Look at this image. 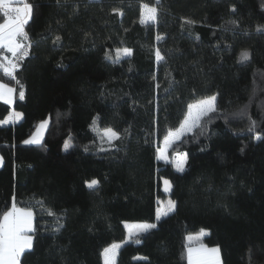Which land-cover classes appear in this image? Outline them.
I'll return each instance as SVG.
<instances>
[{"label": "trees", "instance_id": "trees-1", "mask_svg": "<svg viewBox=\"0 0 264 264\" xmlns=\"http://www.w3.org/2000/svg\"><path fill=\"white\" fill-rule=\"evenodd\" d=\"M29 2L25 31L33 47L16 73L20 85L0 72L17 89L13 106L0 100V120L12 108L23 113L0 126V154L14 162V176L3 182L7 170L0 168V214L15 195L35 215L34 248L22 264H104L103 250L124 240L127 221L157 227L122 244L116 264H188L186 237L201 229L208 233L202 243L220 246L223 264H264V139H254L264 137V32L256 31L264 25V0H161L158 21L148 24L140 23V5L154 0ZM181 18L196 23L182 28ZM57 35L62 40L53 44ZM117 47L132 55L105 60V50L114 56ZM156 48L164 62L157 63ZM242 50L251 59L240 63ZM210 95L219 113L202 134L172 148L189 154L186 170L157 160V147L187 105ZM245 106V115H231ZM46 119L41 143L24 144ZM108 126L122 138L100 154L98 129ZM66 141L74 145L68 151ZM163 178L173 185L168 195ZM92 179L96 190L85 185ZM165 196L177 209L157 221ZM48 209L60 216L59 232L51 230L56 221Z\"/></svg>", "mask_w": 264, "mask_h": 264}, {"label": "snow or ice", "instance_id": "snow-or-ice-1", "mask_svg": "<svg viewBox=\"0 0 264 264\" xmlns=\"http://www.w3.org/2000/svg\"><path fill=\"white\" fill-rule=\"evenodd\" d=\"M61 0H57V4L60 5ZM161 0H154L153 4L142 3L140 5V23L148 24L149 22H157L160 12ZM33 4L29 0H0V16H2V22H0V72L4 76L10 77L15 81L17 85H20L19 79H17L16 73L21 67V62L30 55V49L33 44L29 38L28 32L25 31V26L29 23L33 16ZM78 11V6H74V13ZM114 13L123 15L120 9L114 8ZM233 13L236 12V7L233 5L230 9ZM182 28L183 25H194L196 21L190 18H181ZM229 23L237 25V21L233 20ZM256 31L264 32V25H257ZM90 33L84 34V39L87 40ZM157 40L163 39L161 36L156 37ZM197 39L199 37L197 36ZM62 40L61 36H55L53 44H58ZM115 55L112 52L105 50L104 58L107 61L113 63H119L123 58L130 57L132 55V49L127 47H117L114 49ZM8 53L11 56L7 55ZM155 58L157 63L164 62L165 57L161 54L159 48L155 49ZM251 59V53L248 50H242L239 55L238 62L243 63ZM156 77L153 76V80ZM159 88V84H156ZM255 91V90H254ZM17 89L9 86L7 83L0 82V100L5 104L11 105L15 102V94ZM19 99H24V91L21 86L19 91ZM217 96L210 95L203 98L196 99L193 103L187 105V111L184 115V119L179 123V126L174 129H169L163 139V147H157L156 159L163 160L166 164H174L176 171L184 172L185 166L188 163L187 152H178L174 160L168 159V150L174 148L178 142H183V139L189 134H192L194 139L197 135L202 134L207 127V123L210 122L213 114H218L217 108ZM246 106L241 109L239 113H233L231 115H245ZM228 114L225 113L227 122ZM23 119V113L11 112L8 117L0 120V126L15 124ZM99 116L94 117L92 120L93 125H97ZM47 125V121L41 122L39 128L43 129ZM256 128V121L249 117V128L247 131L252 132ZM125 132L127 129L124 130ZM100 133L99 139L101 144L106 142L109 146L108 149L100 147V151H107L114 147L113 142L122 138L121 132L115 130L113 127L108 126L102 130L98 129ZM255 140L259 141L264 139L259 134L255 135ZM147 142V141H146ZM24 144H40L41 138L39 130L37 133L30 136L23 141ZM74 145L70 141H66L63 145L64 151H68L73 148ZM85 151L88 148L85 147ZM118 150V149H117ZM243 151V149H241ZM3 163V157H0V164ZM85 185L90 190H96L99 181L92 179L85 181ZM163 191L170 193L172 191V183L168 179H163ZM38 204H43V201H37ZM158 207L155 211V218L157 221L162 217H167L170 213H173L177 209V202L169 199L166 203L157 201ZM162 205V206H160ZM47 215L55 218V225L52 227L53 232H59L64 225L60 223V216L51 209L47 210ZM130 229L129 237L137 236L140 233L147 232L150 229L157 227L156 223H139L134 225H125ZM36 232L34 226V211L32 206H18L15 200V195L12 198L10 207H6L0 214V264H22L21 257H24L26 252H31L34 248V236ZM208 235L205 229H201L200 232L195 235H189L187 240L189 242H200L201 237ZM120 248V244L113 243L109 247L103 250L102 256L104 258V264H113V258L116 255L117 250ZM220 246L216 245L209 248L203 243H199V247L193 248L191 244L187 246V259L188 264H222L220 258Z\"/></svg>", "mask_w": 264, "mask_h": 264}, {"label": "rangeland", "instance_id": "rangeland-1", "mask_svg": "<svg viewBox=\"0 0 264 264\" xmlns=\"http://www.w3.org/2000/svg\"><path fill=\"white\" fill-rule=\"evenodd\" d=\"M1 22H2V21H1ZM43 121H47V125H46L45 128L40 129L39 126H40L41 122H43ZM43 121L39 122V124L37 125L36 129H35L34 132H33V134H35V133H37V131L39 130V134H40L41 141H42V139H43V137H44V134H45L46 129H47L48 124H49V120H48V119L43 120ZM33 134H32V135H33ZM32 135H31V136H32ZM163 139H164V138H163ZM163 139H162V141L160 142V144H159L158 147H161V148L163 147ZM100 147H103V148H105V149H108V148H109V146H108V144H107L106 142H104L103 144H101V141H100ZM99 149H100V148H98V150H99ZM111 149H112V148H111ZM111 149H110V150H111ZM110 150H107V151H100V150H99V153H100V154H106V153L110 152ZM178 152H182V151H179V150H175V151H173L172 148H170V149L168 150V154H167L168 159H169V160H174L175 157H176V154H177ZM161 161H163V160H161ZM163 162H164V161H163ZM163 179H165V178H163ZM163 179H162V188H164V185H163ZM166 195H168V193H167ZM169 199L172 200V198H171L170 196H165V197L162 198V199L160 198L159 201H161V202H163V203H166ZM160 206H162V205H160ZM139 223H148V222H144V221H127V222H126L127 225H134V224H139ZM126 229H127V231H126V236H125L124 240H122V241H120V242H114V243L120 244V247L122 246V244H124L125 242H127V241L130 239V237H129V231H130V229L127 228V227H126ZM197 234H198V233H195V234H188L187 237H188L189 235L195 236V235H197ZM187 237H186V240H187ZM202 239H203V237H201V240H200L199 243H202ZM199 243L196 242V241L189 242V241L187 240V246H188L189 244H191V246H192L193 248L199 247ZM203 244H204V243H203ZM205 245H206V244H205ZM207 246H208V245H207ZM108 247H109V246H108ZM208 247L211 248V247H214V246H208ZM118 250H119V249H118ZM118 250H117V252H118ZM117 252H116V255H115L114 258H113V264H116V256H117ZM220 258H221V252H220ZM221 261H222V258H221ZM222 264H223V263H222Z\"/></svg>", "mask_w": 264, "mask_h": 264}, {"label": "crops", "instance_id": "crops-1", "mask_svg": "<svg viewBox=\"0 0 264 264\" xmlns=\"http://www.w3.org/2000/svg\"><path fill=\"white\" fill-rule=\"evenodd\" d=\"M7 55L11 56L10 53H8ZM0 82H3V81L0 80ZM3 83H5V82H3ZM9 86L14 87L12 85H9ZM15 96H16V94H15ZM13 105H14V103L11 104V106H13ZM13 111H14V109L12 108V112ZM0 157H2L1 154H0ZM0 168L3 171V173L7 170V173H5V176H3L2 182L4 181V179H8V178H11L14 176V162L13 161H11L10 163H7V160L3 158V163L0 164ZM34 223H35V215H34Z\"/></svg>", "mask_w": 264, "mask_h": 264}]
</instances>
